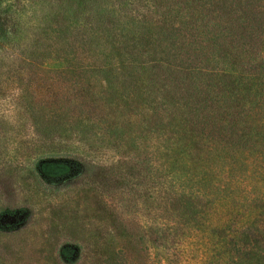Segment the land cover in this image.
<instances>
[{"label":"trees","instance_id":"1","mask_svg":"<svg viewBox=\"0 0 264 264\" xmlns=\"http://www.w3.org/2000/svg\"><path fill=\"white\" fill-rule=\"evenodd\" d=\"M73 156L92 169L59 200L39 170ZM11 211L0 264H157L147 239L159 264H264V0H0Z\"/></svg>","mask_w":264,"mask_h":264},{"label":"rangeland","instance_id":"2","mask_svg":"<svg viewBox=\"0 0 264 264\" xmlns=\"http://www.w3.org/2000/svg\"><path fill=\"white\" fill-rule=\"evenodd\" d=\"M1 1L12 2L13 0H1ZM66 109L68 111H71L72 108L67 106ZM77 117L78 115L77 116L74 115L71 123L72 126L77 125L78 123L77 119L79 118ZM57 127L60 128L61 126H57ZM99 150L101 151L100 154L103 155L102 160H107L108 157L110 156L108 152L109 150L106 149H99ZM80 159L81 158L73 156V160L67 159L69 161L64 160V158H60V159H48L42 162L39 171L41 174V178L44 182V185L49 190L54 189L56 191L55 194H57L59 200L61 198L60 196L61 194H64L66 192H72L74 190V186H76L74 183L77 182L79 178V173L82 172V174H87L91 171L92 168L88 164L86 165L82 161L83 159L81 160ZM93 160H95V158ZM72 161L75 162L73 163L74 165L70 164L72 163ZM113 200L119 207L124 204V200L123 198H121L120 195H114ZM41 205H44V203H42ZM125 209L127 213L126 215L128 216V220H130L131 223H138V224L140 223L142 228L146 227L145 226L146 222L141 217L136 216L137 213L135 211L126 207ZM84 212L85 211H82V213ZM24 219L25 217L22 211L5 212L2 215H0V226L9 225V224H11L12 226H18L21 225L24 221H26ZM40 226H42V223L40 224ZM58 241L55 239L51 240L52 243L54 242L58 243ZM40 242L41 241H38V243H36L35 249L33 251H29L26 254H32L33 256L36 257L41 256L42 254L39 253L40 250L38 248V246H40ZM67 243L68 242H66L65 244ZM146 248L148 250L149 255L151 256V260H155L157 264L164 263L165 259L169 254L166 249L155 246V244L152 243L149 239L146 240ZM73 249L76 251L75 247H73Z\"/></svg>","mask_w":264,"mask_h":264}]
</instances>
